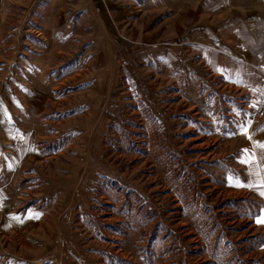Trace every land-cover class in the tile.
I'll return each mask as SVG.
<instances>
[{"label": "crops", "instance_id": "1", "mask_svg": "<svg viewBox=\"0 0 264 264\" xmlns=\"http://www.w3.org/2000/svg\"><path fill=\"white\" fill-rule=\"evenodd\" d=\"M128 2L98 0L109 38L93 43L97 67L87 71L83 67L58 74L48 71L54 62H62L73 29L72 23L46 20L42 26L46 43L40 46L36 67L18 91L0 103L2 142L7 146L0 152V234L7 243L0 259L6 264L15 259L17 264H107L104 258L115 245V235L108 241L96 240L78 224L95 216L89 191L100 176L131 188L139 184L144 168L120 175L104 158L102 143L112 120L126 119L120 111L128 93L135 91L125 85L112 95V73L116 70L118 78L121 64H150L152 74L134 71L139 79L160 75L175 80L171 67L197 59L231 96L256 91L262 83L264 0ZM124 15L130 18L122 19ZM110 40L115 46H128L129 55H118ZM66 87L72 90L58 97L56 90ZM174 88L173 97L151 103L162 122L168 151L183 162V173L198 166L204 182L208 180L205 184L227 198L255 200L259 207L255 222L264 227L258 222L264 220V123L253 128L249 115L237 116L230 103L211 106L195 82ZM57 112L64 116L60 132L74 138L72 151L39 145L49 137L44 118ZM21 238L16 257V240Z\"/></svg>", "mask_w": 264, "mask_h": 264}, {"label": "rangeland", "instance_id": "2", "mask_svg": "<svg viewBox=\"0 0 264 264\" xmlns=\"http://www.w3.org/2000/svg\"><path fill=\"white\" fill-rule=\"evenodd\" d=\"M98 8H101L98 0H0V103L15 94L19 84L36 67L40 46L46 43L42 33L46 20L72 23L73 29L68 41L64 38L67 43L62 62H54L48 71L58 74L61 70L96 68L93 43L96 46L98 41L109 38ZM150 17L148 13L146 18ZM129 18L124 15L122 19ZM131 29L132 26L127 27V31ZM56 35L54 32L53 37ZM110 43L118 55H129L128 46H115L111 40ZM138 69L152 74L150 64L135 62L121 64L118 78L116 70L112 73L113 96L125 85L134 86L135 91L128 93L126 105L120 111V116L126 119L112 120L102 146L108 166L120 175L144 165L139 184L128 188L118 180L100 176L96 187L89 191L95 216L78 227L100 241H108L115 235V245L104 258L107 264H264V227L255 222L257 202L220 194L205 184L208 180L204 182L198 166L183 173V162L168 151L162 122L154 116L151 104L173 97L174 86L195 82L211 106L230 103L237 116H242L244 94H227L222 82L197 59H191L185 66L180 63L177 68L171 67L177 73L175 80L160 75L137 77L138 80L134 73ZM71 90L60 88L56 93L63 97ZM51 115L43 123L49 137L39 145L48 150L72 151L73 136L62 134L58 125L64 116L60 112ZM2 130L5 128L0 127V152L7 151ZM177 163L180 166H174ZM114 216L119 219H112ZM21 241L22 238L16 240L19 244L15 247L16 257ZM34 241L31 239L32 245ZM0 251H7L1 234ZM2 262L6 264L0 259ZM18 262L14 260V264Z\"/></svg>", "mask_w": 264, "mask_h": 264}, {"label": "built area", "instance_id": "3", "mask_svg": "<svg viewBox=\"0 0 264 264\" xmlns=\"http://www.w3.org/2000/svg\"><path fill=\"white\" fill-rule=\"evenodd\" d=\"M243 109L249 115L253 125L264 123V76L260 87L243 96Z\"/></svg>", "mask_w": 264, "mask_h": 264}, {"label": "snow or ice", "instance_id": "4", "mask_svg": "<svg viewBox=\"0 0 264 264\" xmlns=\"http://www.w3.org/2000/svg\"><path fill=\"white\" fill-rule=\"evenodd\" d=\"M259 223H264V220H260V221H258Z\"/></svg>", "mask_w": 264, "mask_h": 264}]
</instances>
